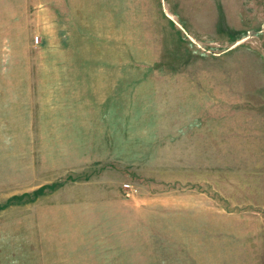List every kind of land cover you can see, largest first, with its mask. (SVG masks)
<instances>
[{
  "label": "rangeland",
  "instance_id": "374dc122",
  "mask_svg": "<svg viewBox=\"0 0 264 264\" xmlns=\"http://www.w3.org/2000/svg\"><path fill=\"white\" fill-rule=\"evenodd\" d=\"M0 264H264V0H0Z\"/></svg>",
  "mask_w": 264,
  "mask_h": 264
}]
</instances>
